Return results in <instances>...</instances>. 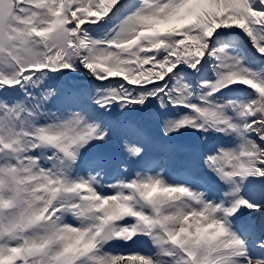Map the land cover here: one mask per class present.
I'll return each instance as SVG.
<instances>
[{"label": "snow or ice", "instance_id": "1", "mask_svg": "<svg viewBox=\"0 0 264 264\" xmlns=\"http://www.w3.org/2000/svg\"><path fill=\"white\" fill-rule=\"evenodd\" d=\"M0 264H264V0H0Z\"/></svg>", "mask_w": 264, "mask_h": 264}]
</instances>
